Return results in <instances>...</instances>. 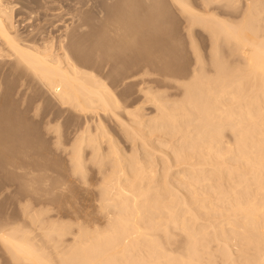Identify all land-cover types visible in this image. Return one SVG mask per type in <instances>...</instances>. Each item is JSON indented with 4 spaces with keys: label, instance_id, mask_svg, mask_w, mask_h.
Returning a JSON list of instances; mask_svg holds the SVG:
<instances>
[{
    "label": "bare ground",
    "instance_id": "1",
    "mask_svg": "<svg viewBox=\"0 0 264 264\" xmlns=\"http://www.w3.org/2000/svg\"><path fill=\"white\" fill-rule=\"evenodd\" d=\"M171 1L189 23L186 35L193 64L184 76H176L164 62L147 66L149 70L137 75L146 101L130 109L118 101L106 79L82 67L74 52L76 45L68 44L72 35L66 40L72 46L60 44V54L48 40L43 48L35 41L31 44L37 36L29 40L21 37L11 6L0 0V58L9 52L6 55L14 57L17 68L41 83L55 101L85 116L70 148L69 142H64L66 147L61 149L72 168L70 180L72 177L90 189L93 182L89 175L95 174L99 207L105 215L100 227L106 223L104 231L91 227L92 231L88 228L91 224L78 222V233L66 240L71 242L66 245L61 238L73 229L49 221L44 240L57 243L54 235H58L65 243L62 250L44 245L53 256L41 249L45 242L35 246L28 232L11 227L2 230L0 241L16 263L264 264V0H200L201 10L188 0ZM240 2L244 6L240 7ZM84 6L88 5H82V10ZM221 9L234 14L227 17ZM127 24V30L130 25L132 31L121 38L122 45H133L145 22L138 32L133 31L135 24ZM196 29H201L209 42L207 55L199 48L202 40L196 42ZM152 74L160 76L157 90L151 85ZM145 104L155 110L150 120L148 115L144 119V111L140 113ZM110 120L119 123L133 147L137 143V150H128L127 155L107 129ZM2 130L8 127L2 126ZM3 131L0 149L6 145L12 148L17 142L15 132L10 128L8 134ZM60 137L56 140L59 147ZM156 153L160 154L157 161L153 158ZM10 160L12 167L18 162ZM38 188L36 182L30 186L33 191ZM51 246L56 254L50 252Z\"/></svg>",
    "mask_w": 264,
    "mask_h": 264
},
{
    "label": "rangeland",
    "instance_id": "2",
    "mask_svg": "<svg viewBox=\"0 0 264 264\" xmlns=\"http://www.w3.org/2000/svg\"><path fill=\"white\" fill-rule=\"evenodd\" d=\"M3 1L8 4L9 7L11 6L10 8L14 12V18L16 19V21H14L17 28L16 32H20L19 34H22L21 37L23 36V38L28 40L29 38L34 39L37 36L31 44L35 41L38 47L41 45L40 47L43 48V45L48 43L46 40H48L49 43L53 42L57 49L59 48L57 51V49L53 47V49L57 51H54L56 54L58 52V54H60L61 46L68 47V44H72L73 46L76 45L75 48L71 47L70 50L77 48L76 51L73 50L75 54L77 53L78 56H76L82 60V67L89 71L91 70L102 79H106V84H109L108 86H110V89L115 93L117 99H119L118 101L123 104V107L125 105V107L128 106L127 108L131 107L130 109H132L134 107H140L141 105L139 104L141 102L142 105L145 103L146 97L140 91V86H142L140 84L141 79L139 78L140 76L137 75L142 74L146 69L149 70L147 66L149 67L153 63L159 64V62H164L166 63L165 65L168 64L167 66L170 70L177 72L176 76L185 73L181 75L184 76L191 69L189 65L193 64L192 61H194L193 55L191 54V45L188 43L189 34H187L188 36L186 35V33H188V27L186 25L189 23H187L186 16L184 15V18L182 17V12L177 6L173 5L171 0ZM188 1L191 2L193 4L192 6L196 9L201 10L203 8V4L200 0ZM239 1L242 2V0ZM241 2L239 5L242 4L244 0L242 3ZM86 4L88 6H84L82 10V5ZM237 4L236 2V5ZM242 6L244 5L242 4ZM96 7L98 8L96 9ZM98 10L105 13L99 12ZM223 10L221 9L220 12L222 11V13H224L223 15L227 13V17H229L231 13L234 14L232 10ZM100 13L102 15H100ZM131 20H133V24H135L133 31H140L141 28H143L144 22L145 28L143 29L145 30L143 31L142 29L137 33H141L138 35L140 40L137 38L133 45L130 43H123L122 45L121 38L128 33L129 35L131 34L132 30L130 29L132 28L128 25L133 22ZM125 23H128V30ZM116 24L117 26H115ZM137 24L140 27H138ZM78 25L80 28L83 26V29H79ZM118 26H120L121 29H119ZM77 27V30H81L78 31L79 34L76 30ZM123 27L126 28L127 32ZM196 31L202 33H198L197 35L199 36H196V34L194 35L195 38H197L196 42H199L198 40L200 39L202 40V42L200 41L201 44L200 42L198 43L200 46L198 47L201 50L203 49L202 53L206 52V54L203 53L204 55H207L209 47H207V45H209V42L205 38V35H203L204 32L201 29H196ZM25 35H29L28 38H26ZM68 35L72 36L69 37ZM65 37L67 38L64 39ZM203 37L204 39H202ZM67 39L71 41V43L66 41ZM206 41L208 43H206ZM67 42L68 44H66ZM157 42L161 44L160 47L162 48L158 46L159 44ZM4 49L7 50L5 47ZM157 51L158 53H156ZM6 54H9V52L5 53L3 56L5 57ZM3 56L0 58V126L2 125L5 128L8 127V130L10 128L15 132L14 135L17 136V144L15 143L12 148L10 145H6L5 149H0V231H5V229L10 230L11 228L24 230L28 232L32 242H35V246L37 244L38 247V244L40 245L45 242L40 245V247L42 246L43 248L41 249L48 252L49 249L47 250V246H44L48 242L45 241L47 239L44 236V232L50 227L49 221H55L57 225L66 223V226H64L68 227L69 230L72 228L75 233H71L73 230L70 231L71 236H69L70 234L65 235L61 238L64 240H61L58 235H54V238L57 239V243H47L48 246H50V244L56 245L57 247H55V249L62 250L63 247L61 246L63 244H71V242H66V240L76 235V232L78 233V222L84 223L82 224L83 226H90L88 224H91L92 226L88 228L90 229L92 227L95 231L97 228L101 231L106 229V223L104 226L100 227L105 221L104 217L102 219V216L105 215L102 214L99 207L98 195L95 190L98 179L94 177L95 174L92 172L90 173L89 180L91 179L90 181L93 182V184L90 182V185L92 184L90 189L83 184L81 186L76 180H72V177L70 180L69 177L71 176L70 174H72V168L70 167L67 153L61 149L63 148L62 145L64 142V145H67L69 142L67 148H70V144L73 143L71 140L74 141L76 132L84 126L83 122L85 116L78 115L72 109L65 108L59 102L55 101L41 83L33 80L29 75L23 74L22 70L17 68L13 56L6 55L5 58ZM151 56H153L154 62ZM165 56L168 57L166 58ZM168 60H170V64ZM147 61H150L149 64L146 63ZM175 72L172 73L175 75ZM159 79L160 76L152 74L151 80L154 82L151 83V85L155 86V90L158 89L157 84L159 83ZM169 89L168 91H174ZM122 104H120L121 107ZM150 105L151 104H148L146 107L142 106L143 108L140 112L142 115L144 112L146 113L144 119L149 117L147 120H150L152 115H156L154 107ZM107 121L109 122V120ZM110 122L109 124L106 123L107 129L109 128L108 131H111L110 135H114L118 143L122 144H120V147H124L125 152L128 150L131 152L133 149L137 150V143L135 144L136 148L133 147L134 143L127 140V137L124 135V129L122 130V128L119 127L120 125H117L119 123L115 124L116 122L112 120H110ZM51 123L54 125L53 129L50 127L53 126ZM2 126L0 127V131L4 130H2ZM49 128H51V130ZM8 130L3 131V133L5 132L8 134ZM59 136H61V147H59L56 142ZM148 139L150 140V138ZM152 145L155 144L152 143ZM129 152H127V155L130 154ZM16 153L18 154L17 157ZM3 156H5V158H3ZM158 156H160V154L156 153L153 158L156 160ZM11 157H13L14 160L18 158L15 161V163L18 161L16 163L19 166L18 169L16 164V168H13L15 166H11V162H9ZM13 158H11L10 161H12ZM155 164L157 165V162H155ZM157 169H159V167H157ZM50 180L53 181L51 182ZM35 182L36 185L39 186V191L30 190V186L33 184L35 185ZM45 183L50 185L47 186ZM52 184H54L53 187ZM62 184H65L63 185L64 189L60 187ZM38 214L43 215L41 216L42 219ZM33 216H37L39 219L36 217L35 219ZM43 217H45L44 219L46 222L48 221V223H43ZM80 217H82L81 221H79ZM36 220L41 221L43 225H40L42 223L39 224V221ZM35 221L44 228L36 225ZM68 222L75 225L67 224ZM95 223L99 224V227L95 228ZM51 224L53 223L51 222ZM92 228L90 230L94 231ZM99 229L98 231H100ZM60 240L65 243H62ZM3 245L4 244L0 241V264H15L16 261L12 258L11 254L6 251L7 249ZM53 249L52 247V250ZM50 252L56 254L54 250H50ZM48 254L50 253L48 252ZM50 256L53 255L50 254ZM16 264L19 263L17 262Z\"/></svg>",
    "mask_w": 264,
    "mask_h": 264
}]
</instances>
